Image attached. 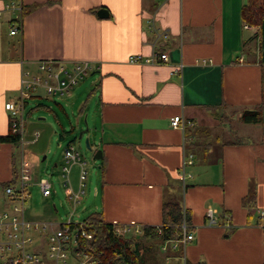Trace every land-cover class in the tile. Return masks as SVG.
Segmentation results:
<instances>
[{
	"label": "crops",
	"instance_id": "crops-1",
	"mask_svg": "<svg viewBox=\"0 0 264 264\" xmlns=\"http://www.w3.org/2000/svg\"><path fill=\"white\" fill-rule=\"evenodd\" d=\"M246 1L0 0V137L9 133L6 104L19 97L25 71L46 60L91 62L98 69L88 76L90 98L80 113L94 103L87 131L96 141L87 140L103 158L100 205L92 213L109 223L159 227L163 204L176 199L196 235L186 250L189 264H264V110L260 123L241 119L263 100L260 40L241 16ZM13 3L25 13L8 8ZM19 22L21 32L12 35ZM164 53L166 63L131 62ZM215 109L228 116L226 140L214 134L221 125ZM23 115L21 148L0 143V183L12 180L14 156L20 171L32 170L33 182L46 152L51 127L27 124L25 109ZM176 116L194 126L173 128ZM189 155L193 163L184 167ZM80 170L76 192L69 177L71 194L78 193ZM210 208L215 226L207 221ZM145 248L149 264H166L160 248Z\"/></svg>",
	"mask_w": 264,
	"mask_h": 264
},
{
	"label": "built area",
	"instance_id": "built-area-1",
	"mask_svg": "<svg viewBox=\"0 0 264 264\" xmlns=\"http://www.w3.org/2000/svg\"><path fill=\"white\" fill-rule=\"evenodd\" d=\"M11 10L23 11L21 5L11 4ZM2 13L0 12V20ZM247 28H250L247 26ZM13 27L11 34L21 32ZM160 60V61H159ZM134 63H166L168 55H159V58L142 60L140 56L131 57ZM37 71H25L21 80L19 97L6 104V110L12 118V132L17 133L24 128L25 103L34 97L54 98L64 96L77 85L86 80L98 68L91 62H56L52 60L37 63ZM171 125L175 129L185 130L187 126L194 124L186 122L182 116L171 119ZM64 166L62 177L65 186H69V174L72 164H79L80 184L78 193H72L70 199L75 204L80 203L79 198L85 194L88 172L87 162L83 160L81 153L74 145L68 146L64 151ZM193 163V156L185 158L184 167ZM32 170L23 166L17 184L0 186V264H102L100 255H91L79 250V240L92 238V235L83 231V222L74 221L72 217L66 223L59 224L53 229L54 224L46 222H31L26 217V203L30 198L28 192L32 183ZM185 171L181 174V180L186 181ZM44 197L52 194V184L48 179H41L38 183ZM263 214V213H262ZM207 221L211 226L218 224V217L213 209L207 210ZM116 234L126 238L143 235V229L136 224L113 223ZM74 226V227H73ZM158 232L162 230L159 227ZM196 235L190 230L186 222L182 225L181 233L172 240L160 245L161 252L165 256L166 264H189L187 261V247L194 242ZM90 252L91 248L88 249ZM176 253V255H173ZM177 257V258H175ZM174 260H178L174 262Z\"/></svg>",
	"mask_w": 264,
	"mask_h": 264
},
{
	"label": "rangeland",
	"instance_id": "rangeland-1",
	"mask_svg": "<svg viewBox=\"0 0 264 264\" xmlns=\"http://www.w3.org/2000/svg\"><path fill=\"white\" fill-rule=\"evenodd\" d=\"M4 27H6L9 31L10 24L5 23ZM92 77H88L86 82L84 80L73 88L70 93L64 96L54 98L34 97L28 100V104L25 108V123L38 124L43 128L48 129L51 127L52 132L48 135L49 137L46 152L40 157L35 177L28 189L30 198L26 203V217L30 221L52 223L54 224L53 229H57L56 227H58L59 224L66 223L70 217H72L74 221L83 222V220L90 213L96 211V208L100 205V198L95 196L96 187L99 186L101 180L100 175H98L99 169L97 165L100 164V160H95L94 152L90 151L86 146L87 139L90 140L92 145H94L96 141L92 137V132L87 131L88 128L91 129L93 127L94 103L92 102L91 107L86 110V113L82 115L80 113L81 105L90 98V80ZM40 104L43 105V107H38ZM63 108L68 113V116L64 112ZM57 114L59 116V120L56 116ZM60 120L65 125V130H71L72 126L76 129V133L74 135H76L77 140L74 146L81 153L83 160L87 162V189L85 190V194H82L79 198L80 203L78 204H75L69 196L72 191L70 186L74 189V191L77 189L74 181V170L77 166L80 167L79 164L71 165V170L73 168V171L69 175L71 182L70 186H64L65 180L62 177L61 167L62 164L65 163L64 151L68 147L72 136L70 135L64 141L59 140V132L61 131L59 124ZM222 126V124L217 125L214 129V134L217 136L219 135L221 138L226 140L228 137L226 136L223 130L224 127ZM233 128H235V125ZM44 133H48L47 129H45ZM81 134H83L82 138H80ZM231 140L237 141L234 137H232V135ZM56 164H58L57 167L55 166ZM42 178L48 179L53 185V195L51 197H44L41 192L38 183ZM79 184L80 178L78 181V185ZM83 231L89 234L85 224L83 225ZM91 240L92 238L86 241ZM140 244H142L140 246L141 252L144 249L146 250L145 246L148 245H152L155 249L160 248L159 242L154 239H143Z\"/></svg>",
	"mask_w": 264,
	"mask_h": 264
},
{
	"label": "trees",
	"instance_id": "trees-1",
	"mask_svg": "<svg viewBox=\"0 0 264 264\" xmlns=\"http://www.w3.org/2000/svg\"><path fill=\"white\" fill-rule=\"evenodd\" d=\"M25 13L23 7L22 15ZM242 20L246 26L253 27L257 31L252 39L260 40L261 62L263 64V100L252 110H244L241 119L246 124H256L262 121V113L264 110V0H247L241 12ZM28 102L25 103L27 106ZM43 107V105H38ZM68 116V113L63 108ZM216 110V109H215ZM219 120L220 124L228 119V116L222 111L212 112ZM30 114V113H29ZM58 120L59 116L56 115ZM59 132V140L64 141L70 135L72 136L68 146L74 145L77 138L76 129L65 130L61 124ZM24 128L17 133L12 132V121L9 133L0 137V143L11 144L16 150L21 148ZM92 146V144H91ZM103 160V158L101 159ZM20 177L19 158H13V175L12 180L0 183V186L8 187L17 184ZM163 221L159 226L162 230L158 232L159 227L144 226L143 236L126 238L116 234L113 223L106 222L97 212L87 216L83 223L90 235H93L91 241L83 239L79 240V250L91 253V255H100L102 264H149L144 255L140 251V243L143 239H154L162 245L168 240L175 239L182 230L184 222L190 225V212L185 209L183 203L176 199L169 200L163 204L162 209ZM74 227V226H73ZM91 248L90 252L88 249Z\"/></svg>",
	"mask_w": 264,
	"mask_h": 264
},
{
	"label": "water",
	"instance_id": "water-1",
	"mask_svg": "<svg viewBox=\"0 0 264 264\" xmlns=\"http://www.w3.org/2000/svg\"><path fill=\"white\" fill-rule=\"evenodd\" d=\"M99 14H100V16H101L102 18H107L108 15H109V14H108V11L105 10V9L101 10ZM82 136H83V134L80 135V138H82ZM86 144H87V148H88L89 150H91V146H90V144H89V140L86 141ZM94 159H95V160H101V159H102V151H101V150H99V151H97V152L95 153V155H94Z\"/></svg>",
	"mask_w": 264,
	"mask_h": 264
}]
</instances>
